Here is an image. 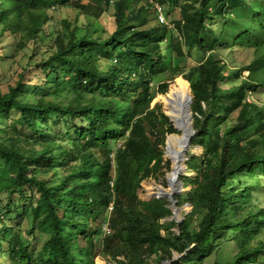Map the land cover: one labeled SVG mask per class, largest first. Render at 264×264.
Here are the masks:
<instances>
[{"label": "trees", "instance_id": "16d2710c", "mask_svg": "<svg viewBox=\"0 0 264 264\" xmlns=\"http://www.w3.org/2000/svg\"><path fill=\"white\" fill-rule=\"evenodd\" d=\"M58 9L74 11L75 25L64 18L44 49ZM6 32L4 72L27 61L0 83V264H95L94 248L105 264H264V100L249 95H264V0H0V42ZM222 48L252 58L231 67ZM193 50L203 58L188 67ZM170 65L189 83L195 131L184 160L194 175L180 177L190 189L174 197L192 206L180 222L165 220L167 199L137 193L170 169L165 142L178 130L151 108ZM227 78L241 81L222 87ZM26 186L33 200L13 210ZM36 231L46 255L33 259Z\"/></svg>", "mask_w": 264, "mask_h": 264}, {"label": "rangeland", "instance_id": "374dc122", "mask_svg": "<svg viewBox=\"0 0 264 264\" xmlns=\"http://www.w3.org/2000/svg\"><path fill=\"white\" fill-rule=\"evenodd\" d=\"M50 15H52V19L49 22H47L44 26L45 29V34H42V41H43V48L46 49L53 41L54 39V35L53 33H55L56 31H61L63 28L61 26V21L66 18L69 21H71L73 23V25L71 27H74V22H75V12L70 10V9H65V10H56V11H49L48 12ZM172 14L176 17H178V9H175L172 11ZM165 16V15H164ZM85 19L84 16H81L79 18L80 23L83 22ZM105 18H103L101 20L102 24L105 23ZM166 22H168V20H166ZM222 24V23H221ZM220 24V25H221ZM221 27V26H220ZM64 33L67 32V30H63ZM221 31V29L219 30ZM183 43L186 46V40L185 38L183 39ZM13 44V37L10 36V34H8L7 32L3 35L2 37V41L0 42V47L3 46H8L9 49H11V46ZM32 48V41L28 42L27 46L25 47V49L23 51H17L16 57H18L17 59H19L23 53H30V49ZM221 54L222 56H226L227 60L230 63L231 67H240L245 63H248L251 60V51L250 50H244V48H234L232 51L229 52V49L227 48H222L221 49ZM0 55H1V50H0ZM228 55V56H227ZM1 57V56H0ZM203 56L201 54H199L196 51H192V58H190V63L188 67L192 66V65H196L197 63H199L202 60ZM27 58L25 57H21L19 60H15L17 62H14V64L12 65V67L10 69H8L6 72H4V66H3V62L0 59V75H2L1 79H0V83H1V87L2 90L6 89L5 83L6 82H10L13 83L14 82V75L16 72L21 71L22 68L24 67V65L26 64V60ZM169 71L165 74L159 77V80H167V84H168V92L166 94H158L154 100L151 103V108L154 107V105L157 103L160 104L161 109L163 110V112L165 114H169L168 112V108L163 104V100L162 98L164 96H167L168 94H170L178 85H177V81H180L181 83H183L185 85L186 91L189 93V96H191V89L189 86V83L183 78L182 75H175V73L172 71L171 69V65L169 67ZM14 73V74H13ZM243 75H247V73H244ZM241 81L240 78H227L225 80H223L220 85L222 87H231L233 85H237L239 84ZM261 91H263L262 88H257V92L254 93H250L249 95H251V97H253L254 99H257V101L262 102L264 100V95H262ZM161 96V97H160ZM161 99V100H160ZM190 104L191 101H189V116H188V120L191 125V130H190V138H192L195 135V131L193 129V125H192V113H191V108H190ZM170 116V120L172 121L173 125L175 126L171 115ZM189 126V125H188ZM176 127V126H175ZM190 127V126H189ZM176 129L178 130V133H173L168 135L167 139H166V144L164 147V159H168L171 164H170V169L169 171H166L165 175L163 177L161 176H157L155 177H150L147 179H144L141 183V188L138 190V197L143 200V201H149L153 198H159V199H167L169 201V207L172 208V210H174L175 207L180 208V210L178 211V215H177V220L181 221L182 220V212L188 213L192 206L189 203H185L183 204L181 207H178L176 205V201L174 200V197H176L178 194H183L186 193L190 187L189 186H185L182 184V181L180 179L181 175L182 176H191L194 175V173L192 171H187L186 167L184 165V160H185V155L182 159V167L180 168V171H178L177 175H176V186L174 187V189H172L170 191V193L168 192H164V190L169 191L171 189L170 186V182H169V174L172 172V161L167 158L166 153H167V149L173 145H175L176 141L178 139L181 138L182 136V131L180 129H178L176 127ZM24 131L26 133H28L27 129L25 128ZM174 135H179L178 138H175ZM189 148V145L187 147V150ZM203 150L199 147L196 146L193 149V154L196 156H200L202 154ZM185 153V150H184ZM119 189H123L124 188V181L120 180L119 184H118ZM25 191H28L27 194H25V199L26 201H22V204H18L19 200V195L17 194L14 198L15 201V205L12 207L13 210L17 209H22V207L29 202V199L31 198V191L30 189L26 186ZM93 191V195L94 194V188H92ZM169 197L172 198V200L174 201V203H172V201H170ZM6 199V196L4 193L0 194V200L1 202H3ZM31 201L33 200L30 199ZM173 204V205H171ZM3 206H5V203H2ZM172 206V207H171ZM20 210L16 211V214L20 213ZM16 214H14V216H12V220L9 223V225L12 227L13 225H15L16 220L14 218H16ZM83 219H85V217H83ZM165 220H171L169 217L166 218ZM85 221V220H83ZM164 221V220H163ZM30 223L26 220L21 218L20 219V227L21 229H27L29 228ZM175 230V229H172ZM47 239V235L46 234H40L38 231L35 232V236H32L31 240H30V246H29V253L31 258L33 259H37L38 257H40L41 255H46V250L44 249L43 245L46 242ZM97 242V239H96ZM84 245H86V243L84 242ZM233 247V246H232ZM99 251V250H98ZM89 250L85 247L83 253H87L88 254ZM232 252H233V248H232ZM75 254L78 253V251H74ZM90 253V252H89ZM97 249H93V251H91L90 253V257H93L95 264H105V263H112L111 259H107L102 257L101 255H97ZM178 255L175 254L174 259H177ZM109 261V262H108ZM214 262V256H210L208 258H206L203 263L201 264H213ZM162 264H168V261H164L162 262Z\"/></svg>", "mask_w": 264, "mask_h": 264}, {"label": "bare ground", "instance_id": "6f19581e", "mask_svg": "<svg viewBox=\"0 0 264 264\" xmlns=\"http://www.w3.org/2000/svg\"><path fill=\"white\" fill-rule=\"evenodd\" d=\"M177 87L167 96L162 98L163 104L168 108V112L172 117L175 126L182 131V136L175 145L167 149L166 156L172 161V172L169 174V182L171 189L164 192L170 193L176 186V175L182 167V159L189 145L188 137H190L191 126L189 127V93L186 91L185 85L177 81ZM161 97V96H160ZM161 100V99H160Z\"/></svg>", "mask_w": 264, "mask_h": 264}, {"label": "water", "instance_id": "95a60500", "mask_svg": "<svg viewBox=\"0 0 264 264\" xmlns=\"http://www.w3.org/2000/svg\"><path fill=\"white\" fill-rule=\"evenodd\" d=\"M192 100V98H191V96H189V101H191ZM191 110V109H190ZM167 116H169V114H166ZM169 118H170V116H169ZM171 119V118H170ZM189 140H190V137H188V142H189ZM165 144H166V142H165ZM187 151V150H186ZM186 151H185V153H186ZM169 199H170V201H172V203H174V201L172 200V198L171 197H169ZM171 205H173V204H171ZM172 207V206H171ZM180 210V208H177V207H175L174 208V210H173V213H172V215H171V217H169L170 219H173V220H175V221H178V222H180L179 220H177V215H178V211ZM168 264H169V262H168Z\"/></svg>", "mask_w": 264, "mask_h": 264}, {"label": "built area", "instance_id": "2783aa9c", "mask_svg": "<svg viewBox=\"0 0 264 264\" xmlns=\"http://www.w3.org/2000/svg\"><path fill=\"white\" fill-rule=\"evenodd\" d=\"M103 228H104V230H105L106 232H109V231H110V229H109L108 226H104Z\"/></svg>", "mask_w": 264, "mask_h": 264}]
</instances>
